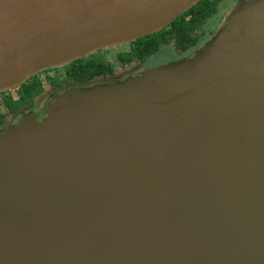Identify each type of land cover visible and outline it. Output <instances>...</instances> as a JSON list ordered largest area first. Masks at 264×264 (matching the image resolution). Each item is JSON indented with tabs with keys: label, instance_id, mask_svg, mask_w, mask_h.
Masks as SVG:
<instances>
[{
	"label": "water",
	"instance_id": "1",
	"mask_svg": "<svg viewBox=\"0 0 264 264\" xmlns=\"http://www.w3.org/2000/svg\"><path fill=\"white\" fill-rule=\"evenodd\" d=\"M196 1L0 0V92L157 31ZM237 9L217 49L235 38ZM244 33L191 93L124 90L159 98V117L96 124L82 134L86 160L68 158L64 173L45 162L56 133L78 115L86 126L80 113L113 95L63 100L43 117L0 158V264H264V8Z\"/></svg>",
	"mask_w": 264,
	"mask_h": 264
},
{
	"label": "rangeland",
	"instance_id": "2",
	"mask_svg": "<svg viewBox=\"0 0 264 264\" xmlns=\"http://www.w3.org/2000/svg\"><path fill=\"white\" fill-rule=\"evenodd\" d=\"M233 1L234 0L226 1L219 4L217 12L208 20L207 25H204V27H209V29L214 27L218 28L205 33L202 37L204 42L200 40L199 45L194 47L193 50L189 51L186 55H177L175 53V48L167 45L150 57L146 63L131 69L125 68L122 74H119L113 79H93L78 87H73L70 84V89H67L69 85L64 83L61 87L62 89H66L60 91L59 94L50 89L46 95L47 99L44 100L45 102L41 101L37 103V101H34L32 103L31 112L28 111V109L22 110V113L14 118L12 125L0 129V158L13 151L15 147L19 146L20 142H25L28 138L27 136L40 128L43 125L42 123L51 117L44 119L47 114L52 115V112H58L63 109L65 106V103L62 102L63 100L75 99L77 97L80 99L86 97L91 98L90 96L95 97L101 94L113 95L109 102L107 100L95 98L97 99V101L94 102L95 106L91 110L86 109L84 114H82V112L80 113L81 116H85L86 126L84 125L83 118L78 115L70 119L67 124L56 133L58 138L55 146H57V148L54 149V154L46 159L45 162L48 163V165H46L48 170L54 171L55 174L64 173L66 167L63 163L68 161V158H76L77 161L79 158H83V161L86 160L85 158L88 156V151L84 145V137L82 134H85L86 130L92 129L93 127L96 128V124H101L108 119L121 124H127L146 120V118L159 117V112L155 109L159 102L158 100H160L159 98L154 97L149 99L147 97L145 101L139 103L136 102L139 96L134 97L135 94H128L127 92H123L124 90L126 91L130 87L137 86L135 84H141V90L142 88L145 89L146 83L148 86H150V84H155V87H157L160 93V98L173 99L182 93L188 94L191 93L192 90H196L200 87H192L194 83H209L215 80L220 73L219 70H222L221 68L227 65V62L224 60L226 52L240 42L238 39L240 30L245 31V36L256 22L259 11L261 13V10L264 8V0H239L237 4L238 9L234 13V16L237 15L233 20L237 21L239 24V28L236 27L234 31L235 38L233 39L231 37L227 43L220 47V49H217L220 44L219 40L229 28V26H227V28L225 27L229 24V15L236 7L231 8ZM232 19L233 18H231V20ZM241 25L243 27L240 29ZM231 42H234L233 45ZM105 48H107V51L103 53L106 54L107 58L116 67L119 66L116 60L118 53L128 50L127 43H119ZM213 49H216V51L210 54L213 55L210 61V55L206 58L208 60L207 63L199 67L191 66L192 64H190L187 68L189 70H187L183 76L178 72L175 74L177 69L183 67L182 65L192 62L195 59H200ZM228 64H231V62H228ZM17 86H12L5 91L8 90L16 93L15 88ZM57 96H59V98H56ZM75 100L79 99L77 98ZM0 106L3 110L4 106L2 105L1 99ZM144 109L148 111H144ZM14 131L16 134L19 133L18 135L21 134L17 137L18 142H15L13 138L12 132ZM79 154H82L83 157L79 156ZM44 170L45 169H42V171Z\"/></svg>",
	"mask_w": 264,
	"mask_h": 264
},
{
	"label": "trees",
	"instance_id": "3",
	"mask_svg": "<svg viewBox=\"0 0 264 264\" xmlns=\"http://www.w3.org/2000/svg\"><path fill=\"white\" fill-rule=\"evenodd\" d=\"M222 0H197L175 16L171 22L157 31L147 33L127 43L128 50L120 51L116 60L120 67H133L144 62L164 46H172L184 51L189 44L203 33L204 24L217 12ZM107 48L92 50L73 60L51 67L42 68L31 74L20 85L23 97H31L42 89L44 83L69 81L75 85H84L93 79L108 78L117 72L115 65L107 58ZM64 71H60L59 68ZM42 74V77L39 76ZM8 109L15 107L16 101L6 99ZM0 118L3 114L0 113Z\"/></svg>",
	"mask_w": 264,
	"mask_h": 264
},
{
	"label": "flooded vegetation",
	"instance_id": "4",
	"mask_svg": "<svg viewBox=\"0 0 264 264\" xmlns=\"http://www.w3.org/2000/svg\"><path fill=\"white\" fill-rule=\"evenodd\" d=\"M226 1H231V0H222L221 3L222 2H226ZM238 2H239V0H234L233 1V5L231 6V8L235 7L238 4ZM207 23H208V21L205 24L207 25ZM217 28L218 27H214L212 29H209V27H203V33L201 34L200 37H196V39L191 43V45L189 44L188 48L185 49L184 51L175 49V53L177 55H179V56L188 54L189 51H192L194 47L199 45V41L200 40H202V42H204L202 37L204 36L205 33H208V32H210V31H212L214 29L216 30ZM147 60L144 61V62H140L139 64H136L133 67H125V68H130L131 69V68L137 67L140 64L146 63ZM125 68L117 66L116 70H117L118 73H116L115 75H112V76H110L108 78L113 79L114 77L118 76L119 74H122L124 72L123 70ZM59 70L62 71V72L64 71V69L62 67L59 68ZM39 76L42 77V74H40ZM108 78H101V79H108ZM64 83L69 85V87H67V89H70V84L73 87H78L79 86V85H75V84H73V83H71L69 81H62V82H59V83H51V84L44 83V86H42V89H39L34 94V96H31V97H23V91H22L21 85H18L15 88V92L16 93H13V91L10 92L8 90L7 91H1L0 92V99H1L2 105L4 107H3V110H2L1 106H0V113L3 114V118H0V129H2V128L6 127V126L8 127V126L12 125V122H13L14 118L18 114L22 113V110L28 109V111L31 112L32 103L34 101H37V103H40L41 101L45 102L44 100L47 99L46 95H47V93L49 92L50 89L52 91H54L55 93L57 92L58 94L60 93V91H62V90L64 91L66 88L62 89V87H61V85L64 84ZM61 93H63V92H61ZM13 95H17V96H13ZM9 98L11 100H13V101H16L15 107L12 110L7 108L6 102H5L6 99H9Z\"/></svg>",
	"mask_w": 264,
	"mask_h": 264
}]
</instances>
